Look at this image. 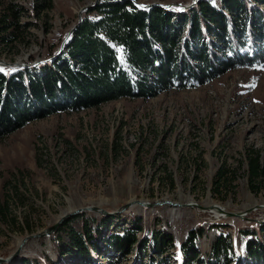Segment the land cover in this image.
Returning a JSON list of instances; mask_svg holds the SVG:
<instances>
[{
    "label": "rangeland",
    "instance_id": "374dc122",
    "mask_svg": "<svg viewBox=\"0 0 264 264\" xmlns=\"http://www.w3.org/2000/svg\"><path fill=\"white\" fill-rule=\"evenodd\" d=\"M102 1L114 0H0V12L21 9V27L14 33L17 46L11 50L0 46V62L33 67L56 57L87 10ZM136 1L177 9L194 1L195 7L203 0ZM210 1L220 6L219 0ZM251 2L264 9L262 1ZM254 14L256 25H264ZM248 43L246 39L245 51ZM0 68L16 66L0 63ZM252 151L264 164V61L152 98L123 97L31 121L0 138V204L9 205L0 221V258L14 253L25 237L93 205L114 213L108 235L121 233L141 218L143 231L137 236L149 239L144 248L134 245L124 255L109 252L103 243V251L93 252L96 263L183 264L181 242L190 230L200 229L195 245L203 264H217L208 258L221 232L230 236L236 252L230 264L242 262L250 237L244 231L255 238L264 235V180L253 181L258 188L253 191L246 173L247 154ZM220 169L222 178L217 176ZM132 200L162 204L135 203L121 209ZM186 203L218 204L225 212L242 216L222 213L216 218ZM81 213L90 220L103 216L89 211L76 215ZM163 230L172 232L173 247L151 259L147 249L151 236ZM51 235L28 238L16 258L0 264L33 257L47 264L44 256L56 264H78L68 254H58Z\"/></svg>",
    "mask_w": 264,
    "mask_h": 264
},
{
    "label": "trees",
    "instance_id": "16d2710c",
    "mask_svg": "<svg viewBox=\"0 0 264 264\" xmlns=\"http://www.w3.org/2000/svg\"><path fill=\"white\" fill-rule=\"evenodd\" d=\"M251 1L219 0L220 6H216L203 0L186 11L137 7L130 0L100 2L87 10L56 57L33 67L2 68L0 138L57 112L97 107L123 97L148 99L168 90L205 84L237 66L264 61V25H256L254 14L257 12L264 24V9ZM20 12L14 7L0 12L2 49L17 46L14 33L21 27ZM246 39L249 51L244 50ZM7 58L14 60L13 56ZM246 163L250 188L256 191L253 181L264 180V164L255 151L247 154ZM222 174L220 169L217 176L222 178ZM8 206L7 201L0 204L2 222ZM113 218L90 220L82 213L69 217L50 236L51 242L58 254H68L78 264H100L93 259V252L105 247L124 255L134 245L141 249L147 245V236H137L143 231L141 218L121 233L108 235ZM244 233L250 236L244 243L245 259L234 264H264V235L260 239L251 231ZM201 235V229L190 230L181 242L183 264H203L195 245ZM173 244L171 231L152 234L148 256L153 259V254H166ZM235 253L230 236L221 232L208 259L230 264ZM44 260L56 264L48 256ZM16 264L42 262L33 257Z\"/></svg>",
    "mask_w": 264,
    "mask_h": 264
},
{
    "label": "water",
    "instance_id": "95a60500",
    "mask_svg": "<svg viewBox=\"0 0 264 264\" xmlns=\"http://www.w3.org/2000/svg\"><path fill=\"white\" fill-rule=\"evenodd\" d=\"M114 1H117V0H114ZM133 2V4L137 7H148L150 5H156V6H159V7H162L163 9H171V7L169 5H164V4H161V3H152V4H143V3H140L136 0H130ZM194 4H196V2H192L190 5H178V10L180 11H186V10H190L192 7H194ZM81 22V20H79V22L77 23V25ZM76 25V26H77ZM75 28H73V30L69 33V35L74 31ZM62 51V50H61ZM60 51V52H61ZM55 57V56H54ZM52 57V58H54ZM0 61H2L0 59ZM2 65H8V66H16V67H19V66H23V67H31L32 64H25V63H21V62H13V63H10V62H0ZM139 204V205H143V206H148V207H151L153 205H159V204H162V203H148V202H141V201H131V202H128L126 204L123 205V207L121 209H124L132 204ZM171 204V203H169ZM171 205H177L176 203H173ZM185 205L187 206H196L200 209H202L203 211L205 210H208L209 207H206L204 205H200V204H197V203H186ZM218 205V204H216ZM215 208L217 209V211H219L221 214L224 213L226 216H236V217H240L242 216V213H233V212H225L224 209L219 205V206H215ZM251 209V208H250ZM249 209V210H250ZM84 211H89V212H94V213H99L103 216H111L113 215L114 213L113 212H109V211H106L105 209L103 208H100V207H97V206H93V205H90V206H85L83 208H79V209H76V210H73L71 212H69L67 215L61 217L58 221H56L53 225L47 227L43 232H40V233H36V234H33V235H30L28 237H25L18 245L17 249L15 250L14 253H12L10 256L6 257V258H0V262H9L11 260H13L14 258H16L21 250V247L23 246V244L25 243V241L28 239V238H32V237H41V236H49L51 234H53L57 227L59 225H61L67 218L71 217V216H74L80 212H84ZM223 217V216H222Z\"/></svg>",
    "mask_w": 264,
    "mask_h": 264
},
{
    "label": "bare ground",
    "instance_id": "6f19581e",
    "mask_svg": "<svg viewBox=\"0 0 264 264\" xmlns=\"http://www.w3.org/2000/svg\"><path fill=\"white\" fill-rule=\"evenodd\" d=\"M133 201V200H132ZM215 206H219V205H216V204H212V205H209V206H206V207H209L208 208V211L209 212H212L215 216H216V218H219L220 216H222V214L219 212V211H217V209L215 208ZM178 207V206H177ZM180 207V206H179ZM222 207V206H221ZM223 208V207H222ZM249 208V207H248ZM24 245V244H23Z\"/></svg>",
    "mask_w": 264,
    "mask_h": 264
},
{
    "label": "snow or ice",
    "instance_id": "6c2138e0",
    "mask_svg": "<svg viewBox=\"0 0 264 264\" xmlns=\"http://www.w3.org/2000/svg\"><path fill=\"white\" fill-rule=\"evenodd\" d=\"M0 71H3V69H2V68H0Z\"/></svg>",
    "mask_w": 264,
    "mask_h": 264
}]
</instances>
